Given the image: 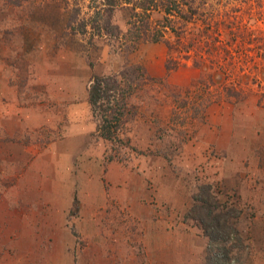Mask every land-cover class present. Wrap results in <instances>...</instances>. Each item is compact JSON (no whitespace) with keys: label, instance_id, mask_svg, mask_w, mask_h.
I'll use <instances>...</instances> for the list:
<instances>
[{"label":"rangeland","instance_id":"obj_1","mask_svg":"<svg viewBox=\"0 0 264 264\" xmlns=\"http://www.w3.org/2000/svg\"><path fill=\"white\" fill-rule=\"evenodd\" d=\"M104 2L0 0V264H264V0Z\"/></svg>","mask_w":264,"mask_h":264},{"label":"trees","instance_id":"obj_2","mask_svg":"<svg viewBox=\"0 0 264 264\" xmlns=\"http://www.w3.org/2000/svg\"><path fill=\"white\" fill-rule=\"evenodd\" d=\"M104 1L108 5L116 4L114 0ZM148 3H141L139 6L146 7ZM94 81L95 78L92 79V83L87 88L88 99L93 104L101 91L97 83L93 84ZM210 188L208 184L200 186L198 192L193 195V202L185 211L183 218L197 224L208 239L204 264H233L235 260L233 257L234 250L244 247L238 231L228 224L227 220L228 217L237 213L234 208H223Z\"/></svg>","mask_w":264,"mask_h":264},{"label":"crops","instance_id":"obj_3","mask_svg":"<svg viewBox=\"0 0 264 264\" xmlns=\"http://www.w3.org/2000/svg\"><path fill=\"white\" fill-rule=\"evenodd\" d=\"M18 146L20 147V149H19V147H15L12 143L5 142V139L4 140L0 139V153H7V152L10 153V152H13L15 149L20 150V152L23 151L22 153H63L62 152L63 150L61 152L59 151L60 150L59 147H61V146L58 145L56 142L53 143L52 145L48 144L46 150L39 149L36 151H28V150H24L21 143Z\"/></svg>","mask_w":264,"mask_h":264}]
</instances>
